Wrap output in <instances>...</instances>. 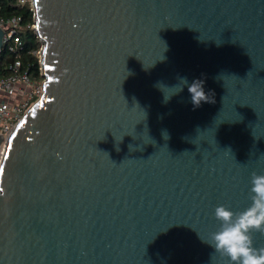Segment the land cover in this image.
I'll return each instance as SVG.
<instances>
[{
  "label": "water",
  "instance_id": "1",
  "mask_svg": "<svg viewBox=\"0 0 264 264\" xmlns=\"http://www.w3.org/2000/svg\"><path fill=\"white\" fill-rule=\"evenodd\" d=\"M34 5L44 91L0 134V264H227L203 239L264 174V0Z\"/></svg>",
  "mask_w": 264,
  "mask_h": 264
},
{
  "label": "clouds",
  "instance_id": "2",
  "mask_svg": "<svg viewBox=\"0 0 264 264\" xmlns=\"http://www.w3.org/2000/svg\"><path fill=\"white\" fill-rule=\"evenodd\" d=\"M181 82L176 93L183 90L187 79L183 78ZM188 92L194 107H199L201 102H214L205 93L203 81L194 80L188 85ZM250 184L251 203L246 209L234 212L224 204L214 208L213 215L219 227L203 239L214 249L212 260L219 256L227 264H264V247L257 248L253 238V232L264 234V174L253 172Z\"/></svg>",
  "mask_w": 264,
  "mask_h": 264
},
{
  "label": "built area",
  "instance_id": "3",
  "mask_svg": "<svg viewBox=\"0 0 264 264\" xmlns=\"http://www.w3.org/2000/svg\"><path fill=\"white\" fill-rule=\"evenodd\" d=\"M18 3L30 6L33 10L34 22L29 26H22L21 16L5 17L0 12V28L4 31L0 54L3 50H7L14 55L7 65L0 68V134L5 138L12 134L15 126L44 91L43 43L31 50V53L38 58L42 77H32L29 65H24L21 58L22 32L26 28L36 32L34 0H18ZM2 149L0 148V151Z\"/></svg>",
  "mask_w": 264,
  "mask_h": 264
},
{
  "label": "trees",
  "instance_id": "4",
  "mask_svg": "<svg viewBox=\"0 0 264 264\" xmlns=\"http://www.w3.org/2000/svg\"><path fill=\"white\" fill-rule=\"evenodd\" d=\"M0 12L5 17L17 15L22 17V26H29L34 22L33 10L29 5H21L18 0H0ZM23 37V51L21 58L24 65H29V71L34 78L42 77L40 74V63L38 58L31 53L33 48H38L41 45L40 38L37 33L31 29L26 28L22 32ZM14 55L7 50H3L0 54V68L7 65Z\"/></svg>",
  "mask_w": 264,
  "mask_h": 264
},
{
  "label": "bare ground",
  "instance_id": "5",
  "mask_svg": "<svg viewBox=\"0 0 264 264\" xmlns=\"http://www.w3.org/2000/svg\"><path fill=\"white\" fill-rule=\"evenodd\" d=\"M2 153H3V149L0 151V160H1V157H2Z\"/></svg>",
  "mask_w": 264,
  "mask_h": 264
}]
</instances>
